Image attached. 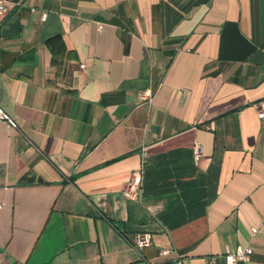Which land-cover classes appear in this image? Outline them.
<instances>
[{
  "label": "crops",
  "instance_id": "obj_1",
  "mask_svg": "<svg viewBox=\"0 0 264 264\" xmlns=\"http://www.w3.org/2000/svg\"><path fill=\"white\" fill-rule=\"evenodd\" d=\"M4 6L0 264H264V0Z\"/></svg>",
  "mask_w": 264,
  "mask_h": 264
},
{
  "label": "built area",
  "instance_id": "obj_2",
  "mask_svg": "<svg viewBox=\"0 0 264 264\" xmlns=\"http://www.w3.org/2000/svg\"><path fill=\"white\" fill-rule=\"evenodd\" d=\"M6 0H0V14H5L7 8L4 6ZM46 14H43L42 19L45 20ZM100 29L101 26L99 25ZM142 99L151 100V91H146L140 95ZM253 108L255 109L258 118L264 123V99L253 103ZM0 121H6L11 126H15V123L8 117V115L0 108ZM193 158L195 162H199L203 158V147L199 143H194L193 145ZM142 180L143 174L141 169H137L132 172L130 179L122 187V195L131 200H138L141 196L142 191ZM264 208V203H263ZM257 233L256 228L251 229V236L254 237ZM151 245V237L148 233H138L135 237V248L137 250H142ZM253 253V248L251 243L245 246H236L234 248L226 246L225 253L223 255L226 264H237L238 262L247 263L250 260V256ZM160 255L162 257L173 258L174 264H183L181 256L177 253L175 249H161Z\"/></svg>",
  "mask_w": 264,
  "mask_h": 264
}]
</instances>
